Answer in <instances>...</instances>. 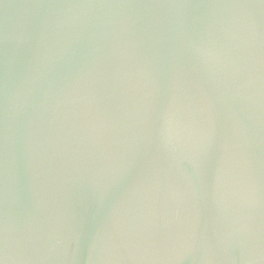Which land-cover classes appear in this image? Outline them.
Here are the masks:
<instances>
[{
    "label": "water",
    "instance_id": "95a60500",
    "mask_svg": "<svg viewBox=\"0 0 264 264\" xmlns=\"http://www.w3.org/2000/svg\"><path fill=\"white\" fill-rule=\"evenodd\" d=\"M4 264H264V0H0Z\"/></svg>",
    "mask_w": 264,
    "mask_h": 264
},
{
    "label": "snow or ice",
    "instance_id": "6c2138e0",
    "mask_svg": "<svg viewBox=\"0 0 264 264\" xmlns=\"http://www.w3.org/2000/svg\"><path fill=\"white\" fill-rule=\"evenodd\" d=\"M0 264H4V256L0 253Z\"/></svg>",
    "mask_w": 264,
    "mask_h": 264
}]
</instances>
